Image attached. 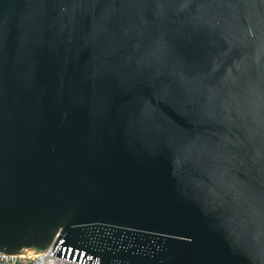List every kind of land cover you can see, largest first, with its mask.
I'll return each instance as SVG.
<instances>
[{
  "label": "water",
  "instance_id": "obj_1",
  "mask_svg": "<svg viewBox=\"0 0 264 264\" xmlns=\"http://www.w3.org/2000/svg\"><path fill=\"white\" fill-rule=\"evenodd\" d=\"M264 264V0H0V253Z\"/></svg>",
  "mask_w": 264,
  "mask_h": 264
},
{
  "label": "built area",
  "instance_id": "obj_2",
  "mask_svg": "<svg viewBox=\"0 0 264 264\" xmlns=\"http://www.w3.org/2000/svg\"><path fill=\"white\" fill-rule=\"evenodd\" d=\"M54 247H51L44 253L29 254L24 256L5 255L0 253V264H79L55 257Z\"/></svg>",
  "mask_w": 264,
  "mask_h": 264
}]
</instances>
